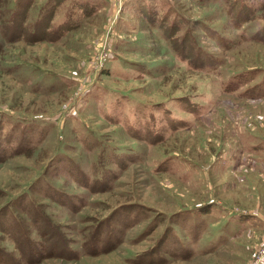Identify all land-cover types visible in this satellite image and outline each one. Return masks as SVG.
Instances as JSON below:
<instances>
[{
    "label": "rangeland",
    "instance_id": "rangeland-1",
    "mask_svg": "<svg viewBox=\"0 0 264 264\" xmlns=\"http://www.w3.org/2000/svg\"><path fill=\"white\" fill-rule=\"evenodd\" d=\"M95 1L6 42L0 264H25L13 239L37 264H264V0ZM97 230L113 249L84 255Z\"/></svg>",
    "mask_w": 264,
    "mask_h": 264
},
{
    "label": "trees",
    "instance_id": "trees-1",
    "mask_svg": "<svg viewBox=\"0 0 264 264\" xmlns=\"http://www.w3.org/2000/svg\"><path fill=\"white\" fill-rule=\"evenodd\" d=\"M32 2L33 0H11L10 5L8 6L6 5V0H0V63L6 60L3 55L6 53V42L14 43L22 40L26 45L41 41L55 43L57 40L62 39L66 34H69L65 33L66 31L74 30L78 27L80 21H76L75 10H79L81 16L85 18H88L91 11H99V9H97L98 2L95 0H45L44 4L40 5L36 9V13L31 16L29 10L31 9ZM65 3H67V5L64 17L60 22L55 23L54 19L56 11L58 8L65 5ZM99 7L103 8L104 4L99 5ZM30 17L33 18L30 19ZM257 69L258 67H253L245 68L243 70H256L257 72ZM4 214V211H1L0 218L4 216ZM39 221L42 222L41 225H39ZM32 224L45 229L44 232L39 231L38 234L41 237L47 236L49 239L52 238V248L54 250L61 249L58 253L60 257L78 260L79 253L70 252L68 255L63 254V252L67 250V247L64 246L63 237L56 228H53L54 224L49 222L48 218L44 216V214L41 218L37 217L33 219ZM23 228L25 229V227ZM24 229H22V233L26 235L27 233ZM2 232L4 233L6 231L2 230ZM2 232L0 231V236L3 235ZM100 232L101 231L99 230L92 232L90 239L93 240L94 243L91 246H87L82 249V253L84 255L87 254L88 256H96L98 253L113 249V246L106 247L105 249L96 246L98 234H101ZM21 240L22 242L24 241L23 239ZM13 243L21 254H27L24 261L25 264H37L39 262L38 259H33L32 257V254L35 251L32 246L22 248V244L16 239H13ZM2 255V264H6V254L2 253Z\"/></svg>",
    "mask_w": 264,
    "mask_h": 264
},
{
    "label": "built area",
    "instance_id": "built-area-1",
    "mask_svg": "<svg viewBox=\"0 0 264 264\" xmlns=\"http://www.w3.org/2000/svg\"><path fill=\"white\" fill-rule=\"evenodd\" d=\"M105 54L106 53L104 52L103 58H104ZM100 57H101V55H100ZM257 259H258V261L263 262V259H264V241H263L262 245L260 246V248L257 252Z\"/></svg>",
    "mask_w": 264,
    "mask_h": 264
},
{
    "label": "crops",
    "instance_id": "crops-1",
    "mask_svg": "<svg viewBox=\"0 0 264 264\" xmlns=\"http://www.w3.org/2000/svg\"><path fill=\"white\" fill-rule=\"evenodd\" d=\"M106 2H107V4L106 5H108L109 4V8H110V5H112L113 4V2L114 1H111V0H105ZM117 4H119V1L117 2ZM116 4V5H117ZM106 5H104L105 6V10H106ZM262 163H264L263 161L262 162H260V163H258L260 166H263L264 167V164L263 165H261Z\"/></svg>",
    "mask_w": 264,
    "mask_h": 264
}]
</instances>
